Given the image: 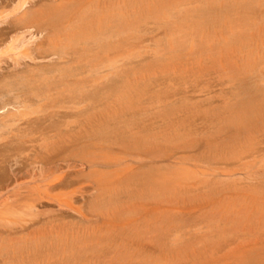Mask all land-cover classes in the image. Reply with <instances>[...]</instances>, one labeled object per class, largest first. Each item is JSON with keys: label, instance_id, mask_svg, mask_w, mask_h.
I'll use <instances>...</instances> for the list:
<instances>
[{"label": "rangeland", "instance_id": "374dc122", "mask_svg": "<svg viewBox=\"0 0 264 264\" xmlns=\"http://www.w3.org/2000/svg\"><path fill=\"white\" fill-rule=\"evenodd\" d=\"M17 1L0 0L10 4L7 10ZM231 1L228 10L223 5L208 24L204 20L203 28L194 12L190 20L196 27L184 19L191 12L181 23L183 10H176L177 18L176 3L146 12L136 31L139 39L122 51L123 99L106 110L102 122L93 114L87 143L82 146L81 139L73 152L72 185L53 191L62 198L0 197V264H17L19 254L23 264H264V232L255 226L258 203H264V127L259 126L264 116L255 119V132L253 124L246 129L238 122L245 130L237 133L238 123L230 117L240 115L246 95L257 104L264 87L263 74L260 87L251 78V90L260 89L252 93L248 86L243 98L237 93L242 104L232 89L241 86L240 73L253 77L264 71V0ZM2 67V72L11 68ZM107 77V83L113 81ZM12 103L10 94L0 95V115L15 112ZM12 139L0 137V188L14 183L9 182L13 170L23 175L46 143L37 140V149L14 156ZM247 210L256 211L251 226L257 231L250 239L263 247H238L239 240H249L248 232L236 230L245 227Z\"/></svg>", "mask_w": 264, "mask_h": 264}, {"label": "bare ground", "instance_id": "6f19581e", "mask_svg": "<svg viewBox=\"0 0 264 264\" xmlns=\"http://www.w3.org/2000/svg\"><path fill=\"white\" fill-rule=\"evenodd\" d=\"M174 3L178 5L175 6ZM229 3H234V1L223 0L221 3L220 0H45L44 2L40 0H18L10 10H7L6 7L10 4L0 2V23L4 24L0 27V95L10 94L13 99L12 104L17 107L16 111L13 109L15 112L8 111L0 115V137H2V133H5L15 139L14 150L17 153H14V156L37 149L33 145L37 140L46 141V143L44 142L45 145H39L42 152L41 150L37 152L39 149L36 150L33 160H30L32 163H29L31 167L27 171L25 169V172H22L23 175L19 173V170L11 172L9 182H14L15 189L12 186L13 184L10 183L12 187L6 184L7 186L0 188V197L2 196L5 200L15 199L18 201V199H24L23 201L32 202L60 200L62 198L63 193L55 192L56 194H54L53 191L62 187L69 188L72 185V181H74L71 178V170L74 168L72 165L73 152L77 143L79 145L82 143V146L87 143L88 135L90 136L89 126L93 122V114L96 118L95 122L100 123L105 118L103 116L106 114V110L114 109L117 106L116 104L123 99L122 97L120 99L122 79L119 78L122 76H120L122 74V68L120 69L121 57L124 54L122 51L125 45L134 46V42L139 39H137L136 31L143 16L147 17L149 12L154 11L157 13L161 9L163 11L166 7L174 5L173 9L177 15L176 17L182 16L181 23H185L183 22V15L186 16L188 12H191L184 19L190 20V15L195 13V16L192 17H196L194 20L198 21V15H200L201 20L196 25L199 27L202 22L201 28H203L204 20L208 24L209 16H216V11L217 13L220 9L223 11ZM223 5H225V8H223ZM232 5L230 6L233 7ZM177 9L179 12L183 10V14H180L179 17ZM226 9L228 10V8ZM184 10L187 12H184ZM174 16L171 17L174 18ZM177 18L175 19L177 20ZM189 20H187L188 23H194V20H190L191 22ZM211 20L212 18H210V24ZM176 23L180 24L178 20L174 24ZM194 27H196L195 23ZM2 65L11 68L8 72H2ZM243 74L247 76L246 73H240L237 77L242 80L236 81L242 87L240 86L237 89V85L236 87L235 84L231 85L235 87V89L234 87L232 89L236 90L234 93L236 97L243 93V98L245 93L248 92V86L252 93L260 89L251 90L252 87L250 88V86L254 84L255 87L258 81L262 82L259 78L264 76V71L262 73L256 72L253 77L251 76L253 74L248 72V76L251 75L249 76L250 79L248 76L245 78V80L248 78L247 83L243 80L245 76L240 78ZM109 75L113 77V81L107 83L106 78ZM251 78H254V83L250 81ZM255 79L257 80L256 85ZM241 83L246 85L245 88ZM261 84L257 87H260ZM262 89L259 91L263 92L264 89ZM231 90H228L229 93ZM233 90L231 96H233ZM228 91L226 90L227 93ZM257 94L262 101L264 95L259 96L258 92ZM256 95L253 94V96ZM247 96L249 97V95H246L245 101L240 97L237 98L238 101L241 99V103L240 101L238 103L245 102L241 109V105L234 101L236 97H234V100L232 97L233 102L236 103L235 107L238 105L237 110L240 109L241 116L237 113L239 111L236 112V116L235 114L234 116L228 114L232 117V123H244L246 129L249 124H257L255 119L260 121V118L264 116V111L261 112L264 103L261 104L260 99L258 98V101L255 97L258 105L253 104L258 107L253 106L251 102L254 97L250 96L247 100ZM206 97L208 96L206 95ZM259 103L262 107H259L261 106ZM107 105L108 107H106ZM103 107L106 109L101 111ZM235 107L230 111L235 110ZM89 108L92 111L98 110V112H92ZM260 115L262 116L260 117ZM238 116H240L239 121L234 119V117L237 119ZM227 119V121H230V125L231 120H229V117ZM262 122H264V119L261 120ZM25 124H29V127L27 125L24 127ZM240 124L238 123L236 128ZM262 124H259V126L263 128L264 124L263 126ZM253 125L251 129L255 127ZM260 127L259 129H261ZM238 130L241 129L237 128L236 133ZM252 130L255 132L254 128ZM5 138L7 137L5 136ZM211 139L213 140V138ZM80 161L85 163L83 158ZM253 161L256 160L253 159ZM255 163L258 165L259 162ZM25 173L26 175H24ZM17 187L25 190L22 191L19 188V192L15 193ZM258 204H261V207L256 209L255 206L254 208L257 214L259 213V217L253 216L256 211L252 215L253 210L251 212L247 210L241 221L244 224L239 222L245 227L236 230L241 231V234L243 232V235L249 233V240L245 241L243 240L245 238H243L240 242L238 239L239 248H259L264 243L257 239H250V233L254 230L255 232L252 234L256 233L257 230L260 231V229L263 230L259 234L264 232V207L262 206L264 203L260 202ZM252 217L259 219V227L255 225L257 230L255 226L252 227L254 225V218ZM244 229L245 232L242 231ZM225 242H222V246ZM230 242L235 244L231 240H227L226 244H230ZM219 245L221 246V243ZM233 247L236 248V245ZM13 257L11 262L16 259L17 264H23V258L20 254L19 257H14L15 259ZM6 258H1V262H6Z\"/></svg>", "mask_w": 264, "mask_h": 264}]
</instances>
